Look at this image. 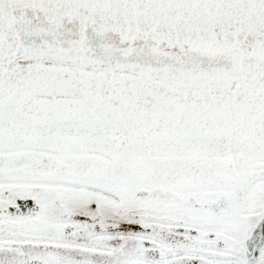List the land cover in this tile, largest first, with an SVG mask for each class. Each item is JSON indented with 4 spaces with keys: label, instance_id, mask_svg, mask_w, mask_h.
<instances>
[{
    "label": "snow or ice",
    "instance_id": "1",
    "mask_svg": "<svg viewBox=\"0 0 264 264\" xmlns=\"http://www.w3.org/2000/svg\"><path fill=\"white\" fill-rule=\"evenodd\" d=\"M0 264H264V0H0Z\"/></svg>",
    "mask_w": 264,
    "mask_h": 264
}]
</instances>
